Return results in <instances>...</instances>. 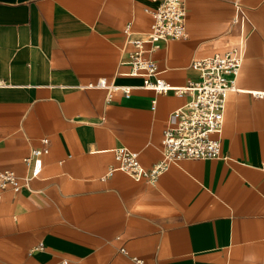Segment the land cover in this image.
<instances>
[{"label": "crops", "instance_id": "obj_1", "mask_svg": "<svg viewBox=\"0 0 264 264\" xmlns=\"http://www.w3.org/2000/svg\"><path fill=\"white\" fill-rule=\"evenodd\" d=\"M233 1L184 0L186 37L143 46L157 76L184 87L199 79L193 60L243 42L222 158L171 163L150 184L108 170L117 147L150 169L188 101L126 75L123 30L147 33L157 4L0 0V170L23 177V159L48 149L29 189L0 190V264H264V0H240L242 15ZM100 79L131 96L90 86Z\"/></svg>", "mask_w": 264, "mask_h": 264}, {"label": "built area", "instance_id": "obj_2", "mask_svg": "<svg viewBox=\"0 0 264 264\" xmlns=\"http://www.w3.org/2000/svg\"><path fill=\"white\" fill-rule=\"evenodd\" d=\"M156 8L150 11V29L142 36H134L129 27L124 28L127 43L133 46L128 54L129 72L132 77L142 78L140 89L152 90L156 94L172 92L178 97L187 96L188 101L169 115L161 139V159L145 170L139 160L138 152L126 147L113 150L115 166L108 174L121 171L135 181L145 180L154 184L169 165L181 160H209L222 158L221 134L226 97L236 91L235 79L242 64L243 42L224 54L209 58L195 59L191 67L199 72V79L184 87H172L157 76L155 62L144 57V44H151L156 50L160 42L170 39H184L185 2L184 0H152ZM237 15L243 14L240 0H234ZM236 22V18L234 19ZM0 86H3L0 81ZM90 86L105 89L109 94L121 93L125 98L131 96V87L119 86L100 79ZM154 103V102H153ZM47 145L48 140H41ZM48 153L46 147L33 149L23 162L29 168L27 175L19 177L12 170H0V190L10 189L19 192L29 189L30 181L41 172V157ZM32 252V250H29ZM138 262V261H137Z\"/></svg>", "mask_w": 264, "mask_h": 264}]
</instances>
